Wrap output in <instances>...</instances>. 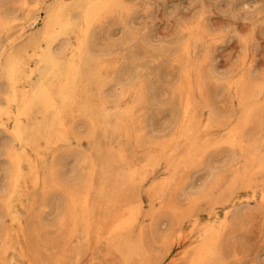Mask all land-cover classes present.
I'll use <instances>...</instances> for the list:
<instances>
[{
	"label": "bare ground",
	"instance_id": "1",
	"mask_svg": "<svg viewBox=\"0 0 264 264\" xmlns=\"http://www.w3.org/2000/svg\"><path fill=\"white\" fill-rule=\"evenodd\" d=\"M17 1L19 10L0 13L1 262L23 264L25 249L33 264H151L149 231L154 242L168 243L166 264H225L226 237L254 215L250 206L264 214V75H253L249 56L239 73L219 74L214 54L225 39L205 26L204 11L174 51L154 46L180 65L172 92L179 109L157 134L147 118L135 120L138 105L157 100L155 84L147 97L135 54L116 66L111 49L94 48L93 27L109 30L114 16L133 37L126 47L138 39L151 46V34L131 27L142 0ZM238 3L229 0L232 13ZM259 9L250 15L253 26L264 17ZM208 81L233 91L236 114L216 115L203 92ZM122 135L146 149L142 159L113 147ZM224 148L225 165L213 171L209 153ZM203 168L210 172L196 187L193 175ZM36 203L38 224L29 226L23 248L24 213ZM162 211H171L175 230L161 229ZM51 226L67 228L61 237L75 244L63 240L57 253L44 255L39 234Z\"/></svg>",
	"mask_w": 264,
	"mask_h": 264
},
{
	"label": "rangeland",
	"instance_id": "2",
	"mask_svg": "<svg viewBox=\"0 0 264 264\" xmlns=\"http://www.w3.org/2000/svg\"><path fill=\"white\" fill-rule=\"evenodd\" d=\"M139 3L135 7V12L137 13L131 19V27L138 29L140 33L146 31L151 34L154 43L150 46L144 44L141 39H138L126 47V42H129L128 40L133 37L130 36L129 28H126L123 23L118 22L119 18L114 16L109 19L113 23L109 30H104V28L103 31H99V27H93V30L98 32L96 47L94 48L96 50L111 49L113 55L109 56L111 59L109 61L117 60L116 66H125L129 56L132 55L131 53L135 54L134 64L139 65L137 69L144 75L143 83H149L147 84V97L152 93L150 85L154 84L156 85L155 91L157 95V100H149V102L137 106V108H141L138 109L135 120L147 118L148 122L145 123L153 126V128L155 127V130L158 132L157 134L167 131V128L174 120L175 112L179 109L177 105L178 100L172 92L176 91L179 84L180 65L173 59L174 56H170L168 53L162 55L158 51L153 50V47L167 46L171 52L174 51L178 46L179 38L187 35L188 30L186 27H188V24L197 19L201 12H205L203 20L205 26H208L212 33L221 36V40L225 39V42L217 47L214 54L216 71L221 75H226L232 71L239 73L243 68V58L247 55L249 56V58L247 57L248 62H252L253 75H264V17L261 15V20L255 26H253V22L250 19V15L256 13L257 8L261 9L263 7L262 9L264 10V0H240L238 8L241 5V10L238 13H232L233 10L229 5V0H204V6L202 5V0H142ZM18 5L17 0H0V13L4 10H19ZM145 13H148L149 17H146ZM5 36L6 33L3 35V40ZM200 50L197 51L196 58L200 56ZM209 66L208 63L207 65L205 63L203 71ZM113 71L114 68L108 70L109 74H112ZM157 71L158 75H156ZM222 83L224 82L216 83L208 81L203 92L210 101L216 115L219 118L225 119L238 112V102L234 98L232 90L228 92L220 88ZM133 98L134 92H131L127 99L132 101ZM204 111L207 116L209 113L208 109L206 108ZM153 122L154 124H152ZM251 128H246V132L251 131ZM81 142L83 149H89L87 138H82ZM120 146L126 149L124 154L128 160L142 159L143 155L147 152L142 146H135L134 141L126 139V136L123 135L113 144V147H117V149ZM226 151V148H224L219 153H209L212 154L213 171L225 165L223 155ZM2 163L3 158L0 157V164ZM208 172H210L208 169L203 168L200 172L193 175V182L196 187L205 181ZM259 177L261 178V176ZM51 196L53 199H57V192L53 191ZM28 204L31 205V202ZM179 207L183 211L187 208V203L182 202ZM200 207L198 214L203 216L205 215V211H201V209L205 208L203 201ZM250 208L254 211V215L244 217L234 227L233 233L226 237L225 264H264V214L257 211L254 204ZM38 209L36 203L30 207L31 213H24L25 228L28 229L31 226L34 229L35 225L38 224L36 217L40 211ZM50 215L52 217L55 216L53 208L50 211ZM163 222L164 224L161 225V229L163 230L169 229L170 226L175 230L178 226L171 211H162L159 223ZM4 223L8 224L9 220L5 219ZM56 228L58 230H55ZM28 231L29 229L26 233L24 232L25 238L21 236V239H23L22 246L25 243L23 248L26 247V240H28L27 237L30 233ZM40 232H43V235L39 234L40 239H38V242L44 255L57 253L63 240L75 244V241L69 237L65 239L61 237V235L68 233L67 228L51 226L49 230ZM147 234L145 242L150 249L148 253L150 256L149 261L151 264H166L168 259V252H166L168 243H165L164 240L154 242L152 232L148 231ZM177 246L176 243H173V249L177 248ZM26 251L28 250L24 249L23 251L24 261L21 259L24 262L23 264H33L32 256L29 251V254L25 253ZM79 262L82 264V261ZM0 264H3L1 259Z\"/></svg>",
	"mask_w": 264,
	"mask_h": 264
}]
</instances>
